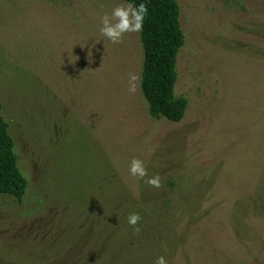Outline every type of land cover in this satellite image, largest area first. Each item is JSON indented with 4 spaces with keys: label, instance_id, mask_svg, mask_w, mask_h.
Instances as JSON below:
<instances>
[{
    "label": "rangeland",
    "instance_id": "rangeland-1",
    "mask_svg": "<svg viewBox=\"0 0 264 264\" xmlns=\"http://www.w3.org/2000/svg\"><path fill=\"white\" fill-rule=\"evenodd\" d=\"M177 2L172 122L141 92L140 32L101 34L128 3L0 0V105L26 181L0 194V264H264V0Z\"/></svg>",
    "mask_w": 264,
    "mask_h": 264
},
{
    "label": "trees",
    "instance_id": "trees-1",
    "mask_svg": "<svg viewBox=\"0 0 264 264\" xmlns=\"http://www.w3.org/2000/svg\"><path fill=\"white\" fill-rule=\"evenodd\" d=\"M138 7L146 4L140 40L144 59L140 78L141 92L149 113L179 122L185 113L187 100L175 95L177 55L184 43L177 0H123ZM26 193L14 149V139L0 105V194L18 200Z\"/></svg>",
    "mask_w": 264,
    "mask_h": 264
},
{
    "label": "clouds",
    "instance_id": "clouds-1",
    "mask_svg": "<svg viewBox=\"0 0 264 264\" xmlns=\"http://www.w3.org/2000/svg\"><path fill=\"white\" fill-rule=\"evenodd\" d=\"M148 8L146 4L141 3L138 7L132 4L118 5L112 10L111 18L107 13L101 17L102 27L101 34L110 39L113 43H119L122 36L126 32H140L143 28L144 17L147 14ZM139 80L136 74H130L129 91H136L135 81ZM129 172L132 176L145 179V183L154 188H160L161 178L159 174L148 176V170L144 162L138 157H133L130 162ZM141 216L137 212H131L128 215V223L132 226L138 225ZM134 231L139 232V227H134ZM154 264H168L164 256H158Z\"/></svg>",
    "mask_w": 264,
    "mask_h": 264
}]
</instances>
